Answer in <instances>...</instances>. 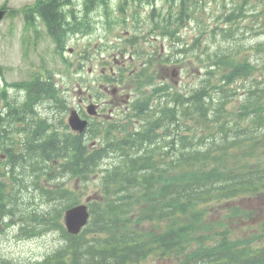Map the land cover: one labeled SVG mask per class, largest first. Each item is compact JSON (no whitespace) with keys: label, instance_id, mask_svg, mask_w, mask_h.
I'll return each mask as SVG.
<instances>
[{"label":"trees","instance_id":"obj_1","mask_svg":"<svg viewBox=\"0 0 264 264\" xmlns=\"http://www.w3.org/2000/svg\"><path fill=\"white\" fill-rule=\"evenodd\" d=\"M63 1L38 3L59 46L69 32H82L91 25L85 17L78 18L72 28L54 26V21L63 20ZM105 2L86 0L84 5L91 11ZM27 11L31 20L37 7ZM230 50L220 48L208 56L219 55L224 68L231 67L229 72L207 70L202 84L187 91L163 87L168 83L160 81L151 95L141 94L135 101L128 122L92 124L89 130L96 144L87 142L85 134L73 133L68 124L61 128L62 118L58 125L36 117L33 106L52 95L51 82L20 83L26 91L24 99H9L3 92L6 105L0 110V147L8 154L5 165L10 169L0 170V177L7 178L0 180V220L6 213L14 216L11 223L20 221L21 235L27 237L40 225V231L61 229L66 244L48 258L54 264H145L158 259L176 264L177 258L178 264L264 263V248L243 246L230 238L228 226L215 227L205 220L216 204L264 194L263 146L250 126H239L242 118L231 123L241 110L245 116L254 103L246 102L259 89L245 82L252 73L242 72L249 69L247 58ZM154 64L148 59L138 72L139 78L152 81L150 85L155 84L157 74ZM231 85L236 93L242 87L248 90L245 99L229 107ZM109 157L113 162L100 174L101 198L90 204V226L79 235L69 234L62 216L78 196L64 183L43 186L42 178L60 175L88 180ZM251 158L260 161L253 163ZM31 187L41 189L53 208L41 213L34 197L27 202L20 198V191ZM23 205L29 212L20 215ZM240 213L239 206L231 207V214ZM146 222L151 225L147 227ZM193 243L200 245L186 253Z\"/></svg>","mask_w":264,"mask_h":264},{"label":"rangeland","instance_id":"obj_2","mask_svg":"<svg viewBox=\"0 0 264 264\" xmlns=\"http://www.w3.org/2000/svg\"><path fill=\"white\" fill-rule=\"evenodd\" d=\"M4 0H0V5ZM34 0H7L10 8H16V16L6 17L0 24V64L3 66L4 77L0 78V89L5 83L31 79L33 76L42 75L45 71H50L56 78V82L62 94L69 103V110L60 109L55 103L44 101L37 106L39 115L49 118V121L60 125V118L68 123L70 109L79 107L81 91L87 94H94L97 100L111 99L105 95L106 81L102 74H110V67L115 56H119L124 49L126 33L129 37L134 33L143 34L142 40L135 46L139 51L140 58L137 64L131 69L138 76V72L143 69L146 60L150 57H163L166 65H156L157 79L162 78L170 85L181 86L192 85L201 81V76L206 69V65H221L215 59L206 60V51L232 48L229 51L232 55L240 52L241 57H246L249 69H244L243 74H248L252 67H259L256 76L262 74V62L264 60V49L258 47V43L264 42L260 37L263 28L258 27L264 22V0H199L192 13H187L188 22L183 26L177 36L172 38L167 36L162 29L160 17L150 15V10L154 7L157 12H165L169 7L168 0H123L128 7V17L121 10L122 0H106L107 3H100L92 11H85V16L90 22L88 28L90 32L72 35L64 56L71 62L68 68L61 59V54L57 51L53 39L47 29L40 24L39 38L33 39L31 33L23 29L24 16L20 11L27 4ZM86 0H73V3L81 11ZM228 1V6L223 7ZM262 10L254 18L250 14L257 10V6ZM237 7L245 13L242 16L243 26L235 30L230 38L223 37L221 30L224 27H232L234 23L227 24L224 18L232 7ZM137 9L141 15L140 21L134 20L133 10ZM177 11V9L175 10ZM238 21L236 24V28ZM263 39V41H262ZM195 43V44H191ZM128 45V44H126ZM196 45L204 46L203 49L195 48ZM130 46V45H128ZM187 55V56H184ZM128 57V56H127ZM180 64L183 72L180 77L171 78L172 70L176 64ZM106 66V72H103ZM168 66L167 77H162V73ZM231 68L229 65H225ZM120 82H132V85L140 88L146 85L147 78H125L118 76ZM150 87L154 88L152 85ZM198 87V84L196 85ZM86 89V90H84ZM244 90L242 89L241 93ZM124 96L131 93L121 92ZM151 95V94H150ZM24 99L25 93L16 87H9V99ZM240 97L229 96V101L235 103ZM239 102V101H238ZM237 102V103H238ZM6 100L0 95V108L4 110ZM233 105V104H230ZM0 109V110H1ZM108 112V111H105ZM126 112L120 108L110 119L118 122L125 117ZM108 116L95 118L93 121L103 122ZM64 126V124L62 125ZM86 139L91 141V133H86ZM23 138V137H21ZM21 148V147H20ZM8 154L0 147V170L10 169L7 164ZM114 158L109 157L102 163L100 169L92 174L90 179L82 180L70 178L69 176L53 175L43 177V186L54 187L57 183H66L71 186L79 196L81 202H85L92 195H98L100 189V174L102 170L112 163ZM7 179L0 177V180ZM20 198L27 200L34 197L36 210H48L53 208V204L47 200L46 194L41 189H23L20 191ZM239 205L250 213L260 211L253 221H246V217H228V206ZM26 206L22 213L26 212ZM227 216V225L233 230L236 236H241L244 232L256 230L260 221L264 219V194L259 196L236 197L230 199L226 205L220 203L209 210L206 216L208 222L219 221ZM7 220V219H6ZM26 225V224H24ZM145 225L150 226V222ZM21 222L6 224L0 223V262L2 259H9L17 264H43V261L53 255L66 243V238L61 229H51L42 234L27 237L20 234ZM251 227V228H250Z\"/></svg>","mask_w":264,"mask_h":264},{"label":"flooded vegetation","instance_id":"obj_3","mask_svg":"<svg viewBox=\"0 0 264 264\" xmlns=\"http://www.w3.org/2000/svg\"><path fill=\"white\" fill-rule=\"evenodd\" d=\"M2 7L5 8V9H7V11H9L10 14H12V10H10V9L8 10V8H9L8 6L3 5ZM36 7H37V12H35L34 17L31 20L28 18V11H26L24 13V21L26 22V24H29L32 27H40V24H44V17H43V15L40 14L41 12L39 11L38 5H36ZM36 7L33 6L30 9L33 10ZM61 14H63V20H62V22L61 23H58L57 21H54L53 22V25H60V27H62V26L72 25L73 23L76 22V12L75 11H71L69 17H67V15L65 14V12H63ZM256 15H258V13L255 12V11H253L250 14V17L251 18H254ZM234 19L238 20V25H237V28H236V31H237V30H239V28L241 26L244 25V23L242 22V15H241V13L238 11L237 7H235V6L232 7L230 9V11H228V14L226 16V22H227V24H231L234 21ZM258 27H262L263 28L262 34H260V37L263 38V34H264V23H260V25ZM221 31H222L223 36L227 32V30H221ZM262 41H263V39H262ZM130 59H131V61H133V56H130ZM128 64L129 63H126V62L121 61V60H119V61L116 60V62H115V66L116 67H126ZM173 73H175V72H173V70H172V74ZM252 81H253V78H250L249 79V83H251ZM84 97H87V96H84ZM113 101H116V99H114ZM99 104L102 105L103 103L102 102H99ZM111 110H113V109H111ZM81 113H82V115L84 117H88V115L86 114L85 111H83V112L81 111Z\"/></svg>","mask_w":264,"mask_h":264},{"label":"water","instance_id":"obj_4","mask_svg":"<svg viewBox=\"0 0 264 264\" xmlns=\"http://www.w3.org/2000/svg\"><path fill=\"white\" fill-rule=\"evenodd\" d=\"M4 16V11L0 10V20ZM88 111L91 114H95L97 112V106L95 104H91L88 107ZM69 123L73 127V129L84 132L88 126V120L82 119L77 110H72ZM89 210L86 204H80L75 207L70 208L66 213V223L68 230L71 233L77 234L81 231L82 227L88 223L89 221Z\"/></svg>","mask_w":264,"mask_h":264},{"label":"bare ground","instance_id":"obj_5","mask_svg":"<svg viewBox=\"0 0 264 264\" xmlns=\"http://www.w3.org/2000/svg\"><path fill=\"white\" fill-rule=\"evenodd\" d=\"M224 3H228V1H225ZM132 14H133V16H135V17H137V18H141V15H140V13L138 12V11H136V10H133V12H132ZM54 26H58V28H60V25H54ZM225 35L226 34H224V36L223 37H225ZM65 37V35H63V38ZM259 44V43H258ZM207 55H206V57H208L209 56V51H206L205 52ZM212 54V53H211ZM184 56H187V55H184ZM173 72H175V73H173V74H171V78L173 79V77H180V75H181V72H183L182 71V69H181V67H174L173 68ZM167 73H168V71H166L165 72V77H167ZM249 79L250 78H246L245 79V82L247 83V84H249V87L252 85V84H254V86L255 87H257L259 90H258V94H259V91H261L262 89H264L263 88V83H261V82H259V80L257 79V78H253V81L251 82V83H249ZM161 81H163L164 83H168V81H164V80H161ZM169 84V83H168ZM238 86L239 87H241V79L238 81ZM184 86V88H190V87H192L193 86V84L192 85H183ZM172 87L175 89V90H182V88H181V86H177V85H172ZM238 88V87H237ZM238 89H240V88H238ZM242 89L244 90L243 92H245V89L242 87ZM242 89H240V91H239V93H241V91H242ZM256 94H257V92H256Z\"/></svg>","mask_w":264,"mask_h":264}]
</instances>
